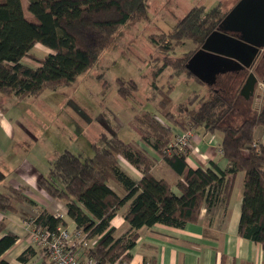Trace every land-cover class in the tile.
Listing matches in <instances>:
<instances>
[{"label":"trees","instance_id":"obj_1","mask_svg":"<svg viewBox=\"0 0 264 264\" xmlns=\"http://www.w3.org/2000/svg\"><path fill=\"white\" fill-rule=\"evenodd\" d=\"M28 9L31 15L26 13L22 0H0L2 109L6 107L5 98L39 96L46 90L75 82L99 61L123 25L135 19H148L149 0H29ZM227 13L222 4L212 8L196 6L178 18L169 31H162L164 39L160 42L152 37L163 54L162 62L161 57L153 59L151 86L154 99L157 95L160 98L159 109L164 118L144 111L134 121L142 142L179 175L175 183L153 175L155 161L145 148L118 134L108 136L104 132L92 143V156L63 150L51 159L48 172L38 178V185L51 197L65 202L69 218L87 234L89 246L81 247L80 252L96 264L129 263L143 227L161 223L183 228L199 219L203 206L208 210L218 205L227 208L240 171L244 172V189L238 231L264 248V144L255 137L256 129L264 128V109L239 124L228 123L235 109L233 98L240 96L239 90L236 92L238 87L232 85L233 97L210 87V93L187 110L186 125L169 110L173 84L166 89L157 84V78L168 68L173 70L170 78L193 77L204 83L187 68V62ZM166 38L176 42L191 39L198 46L178 57L172 55L168 41L163 43ZM37 43L51 52L44 57L32 54ZM28 57L38 65L26 63ZM121 83L119 91L127 97L124 81ZM131 85L132 92L137 90L136 81L131 80ZM172 125L182 131L189 127H204L211 133L221 131V149L229 166L222 169L214 161L208 167L192 164L191 146L170 147L178 134ZM122 158L141 172L140 179L122 167ZM111 183L121 186L124 194H119ZM30 200L25 187L10 186L0 192V213L17 211L19 203ZM126 205L124 218L128 228L120 233L112 226V220ZM30 223L49 231L68 226L64 217L46 209L32 217ZM18 238L0 220V264H10L2 256ZM35 254L36 250L29 246L18 259L28 264Z\"/></svg>","mask_w":264,"mask_h":264},{"label":"rangeland","instance_id":"obj_2","mask_svg":"<svg viewBox=\"0 0 264 264\" xmlns=\"http://www.w3.org/2000/svg\"><path fill=\"white\" fill-rule=\"evenodd\" d=\"M239 0H149V17L148 19H135L123 25L111 39L110 44L101 54L99 61L88 71L78 76L77 80L70 85H60L65 96V103L59 107L58 104L62 98L56 94L50 97H43L39 102L31 101L30 103H39L40 111L37 113L32 109L31 105L26 106L24 112L21 106H10L12 117L21 113L20 119L26 124L21 128L17 127L18 133L27 140L38 142V148L35 151L39 160L43 156L41 146L43 139H47L52 145H55L57 152L63 150H71L76 154H83L88 157L94 154L92 143H94L99 135L104 132L108 136L118 134L122 139L136 146L147 145L141 143V138L138 133L135 116L142 114L144 111H149L159 117L162 113L159 109V96L154 99V92L151 86L152 81V64L153 59L161 57L162 53L159 46L152 41L155 37L156 41L164 39L162 31H169L175 24L178 18H182L192 8L204 5L207 8L215 7L222 4V9L228 12ZM26 13L31 15L28 9L29 0H22ZM176 4V6H174ZM227 15V14H226ZM168 41V42H167ZM169 43L171 46L172 55L184 56L197 48V44L191 39H184L182 42L174 40H166L163 43ZM200 47V46H199ZM51 50L44 45L37 43L32 50V54L38 57H44ZM26 63L36 66L38 65L31 57L25 58ZM158 63V66L161 65ZM172 68L166 69L158 78L159 86H169L173 84L171 93L173 102L169 108L175 113L183 124L188 125L186 118L187 110L195 107L200 98L210 93V87L193 77H171ZM232 72H228L229 74ZM222 77V76H221ZM220 77V78H221ZM244 79L243 75H238L233 78L230 84H233L238 94V90L242 88ZM131 80L138 83V88L134 92L131 90ZM124 81L126 86L127 97L123 96L119 91L121 82ZM242 85V86H241ZM229 89L228 94L234 95L235 89ZM52 91V90H50ZM55 91V90H53ZM61 92V93H63ZM60 93V92H59ZM60 93V94H61ZM234 112L228 117V123L239 124L245 118L256 112H260L264 108V87L262 82L256 87V91L251 99L246 100L241 96H235ZM34 99H39L35 97ZM8 99H4L7 105ZM183 101H188L185 105L179 106ZM20 102V101H19ZM34 105V104H33ZM29 110V112H28ZM175 130L178 126L172 125ZM190 126V125H189ZM31 129V131H30ZM183 132L194 134L193 128L189 127ZM216 134L222 137L223 133L217 131ZM37 139H36V137ZM19 139V138H18ZM26 150V149H23ZM27 152H33V149L27 147ZM24 159L31 160V154L24 155ZM47 156L52 159L55 153L50 152ZM124 168L131 170L136 169L129 164L125 159H121ZM164 165V164H163ZM164 167H166L164 165ZM170 172V168H167ZM160 169L158 168V171ZM117 189H122L118 184L111 183ZM119 186V187H118ZM36 189H39L36 186ZM36 192V190L33 189ZM37 193V192H36ZM121 194V193H120ZM126 206L122 207L125 210ZM32 225L31 223H29ZM31 242L34 244L35 237L30 233ZM45 256V249L39 243L36 244ZM46 263L51 260L45 257Z\"/></svg>","mask_w":264,"mask_h":264},{"label":"crops","instance_id":"obj_3","mask_svg":"<svg viewBox=\"0 0 264 264\" xmlns=\"http://www.w3.org/2000/svg\"><path fill=\"white\" fill-rule=\"evenodd\" d=\"M59 92H63L61 88L55 91L46 90L39 96L25 98L12 96L7 101L5 109L0 107V192L7 191L10 186L25 187L26 194L32 200L19 203L17 211L0 213V220L5 222L7 230L13 231L19 236L16 243L2 256L10 264H22L18 257L29 246L36 250V254L28 264H51V261L46 263L44 253L37 249V243L33 244L30 237L33 230V226L29 224L30 220L42 210L46 209L51 213L61 215L65 218L67 227L72 230L76 228L75 222L68 216L66 203L51 197L38 185V178L46 174L50 166L51 159L47 154L53 152L57 156L61 151L57 152L55 145H52L47 139H43L40 147L43 156L39 160L40 156H37L38 151L35 150H37L40 140L35 142L27 140L21 131L19 133L17 131V127L21 128L26 124L24 120L20 119L25 115L19 113L12 117L10 113L11 104H13L12 108L21 106L24 114V109L28 105H31L32 109L38 113L41 110L39 103H33V105L30 102H39L43 97L47 98L53 94H58L62 98L58 104H55L61 107L65 103L67 94ZM35 97L39 99H34ZM175 131L180 133L182 129ZM193 131L191 139L193 153L190 156L192 164H203L208 167L214 161L222 169L227 168L229 161L223 157L221 149L223 135L219 140L217 131L211 133L204 127L195 128ZM255 137L256 140L264 144V128L258 127ZM141 143L144 144L142 141ZM27 147H29V151L32 148L33 152H27ZM142 148H145L155 161L152 168L153 175L159 179H166L171 184L175 183L179 178L176 171L167 165L152 147L147 145V148L143 146ZM27 154H31V160L24 159V155ZM121 165L124 168L122 161ZM158 168L160 172H156ZM167 168L173 171L170 172ZM124 169L137 180L142 177L141 172L137 169ZM36 186L39 189H36ZM113 188L119 194H124L123 189H117L115 186ZM243 189L244 172L240 171L235 178L227 208L224 209L218 205L208 210L206 206H203L199 219L188 223L183 228L161 223L152 227H143L140 230L136 246L132 250L133 258L127 264H144L146 261L152 264H264L262 245L241 236L238 231ZM174 190L177 193L180 192L175 186ZM125 210L121 209L112 220V226H116L120 233L125 232L128 228L124 218Z\"/></svg>","mask_w":264,"mask_h":264},{"label":"water","instance_id":"obj_4","mask_svg":"<svg viewBox=\"0 0 264 264\" xmlns=\"http://www.w3.org/2000/svg\"><path fill=\"white\" fill-rule=\"evenodd\" d=\"M223 30L242 33L243 39ZM264 35V0H239L187 62V68L207 85L217 83L220 74L250 67L259 43L254 37ZM257 77L250 73L240 90L247 99L253 96Z\"/></svg>","mask_w":264,"mask_h":264},{"label":"built area","instance_id":"obj_5","mask_svg":"<svg viewBox=\"0 0 264 264\" xmlns=\"http://www.w3.org/2000/svg\"><path fill=\"white\" fill-rule=\"evenodd\" d=\"M191 139L190 132L182 131L176 135L170 147H189ZM32 237L36 238L35 243L43 246L52 264H96L80 252L81 247H87L90 243L83 229L76 227L72 230L60 226L57 231H49L33 226Z\"/></svg>","mask_w":264,"mask_h":264},{"label":"flooded vegetation","instance_id":"obj_6","mask_svg":"<svg viewBox=\"0 0 264 264\" xmlns=\"http://www.w3.org/2000/svg\"><path fill=\"white\" fill-rule=\"evenodd\" d=\"M219 25H220V23L217 25L216 28H218ZM221 30L223 32H225L226 34L232 36V37H235V38H238V39H243L242 33L239 32V31H235V30H223V28ZM254 38L257 41H259V43H256L257 44V47H258V52H257L256 57L254 58V61H253L252 65L250 67H247V68H244V69H241V70H238V71H234V72H232V74L231 73H229V74L225 73V74L218 75V77H217V83L214 84V85H211V86L208 85L209 87H211V88H213L215 90L222 91L224 93H228V87H229V89L233 87L232 86L233 84H230V82L233 81V78L234 77H236V76H238L240 74L243 75V77H245V81H244V79H242L241 82H243V85H244V83L246 82V80H247V78H248V76H249L250 73H254L256 75V77H257V82H256V85H255L254 93H255L256 87H257V85L259 83L262 82V86L264 87V35L259 36V37H254ZM201 47H202V44L200 45L199 48H201ZM239 93H240V89H239ZM240 96L242 98L246 99V100H249L252 97L251 96L250 98L247 99L244 95H241L240 94Z\"/></svg>","mask_w":264,"mask_h":264}]
</instances>
